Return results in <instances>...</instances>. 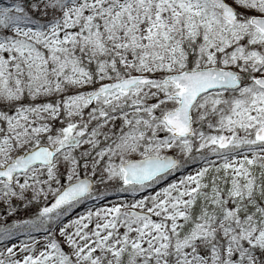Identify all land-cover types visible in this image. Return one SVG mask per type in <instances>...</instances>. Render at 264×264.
I'll use <instances>...</instances> for the list:
<instances>
[{"label":"snow or ice","instance_id":"1","mask_svg":"<svg viewBox=\"0 0 264 264\" xmlns=\"http://www.w3.org/2000/svg\"><path fill=\"white\" fill-rule=\"evenodd\" d=\"M0 264H264V0H0Z\"/></svg>","mask_w":264,"mask_h":264}]
</instances>
